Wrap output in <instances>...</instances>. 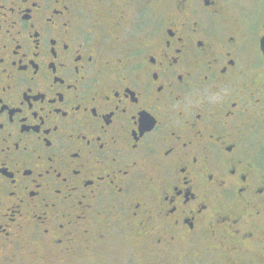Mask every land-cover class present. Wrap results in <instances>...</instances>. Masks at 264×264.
Listing matches in <instances>:
<instances>
[{"label":"flooded vegetation","instance_id":"1","mask_svg":"<svg viewBox=\"0 0 264 264\" xmlns=\"http://www.w3.org/2000/svg\"><path fill=\"white\" fill-rule=\"evenodd\" d=\"M263 36L264 0H0V258L264 257Z\"/></svg>","mask_w":264,"mask_h":264},{"label":"rangeland","instance_id":"2","mask_svg":"<svg viewBox=\"0 0 264 264\" xmlns=\"http://www.w3.org/2000/svg\"><path fill=\"white\" fill-rule=\"evenodd\" d=\"M150 253V252H149ZM147 252H123L121 244L116 247L114 252H97L96 256L89 257L84 264H187L179 260L176 256L180 252H172V254L163 260H156L154 255H149ZM194 253V252H193ZM257 254L262 255L261 252H249L248 256L252 259L253 264H264V257L257 258ZM204 258L198 264H223L221 262H214L212 255L203 254ZM264 256V255H263ZM177 258V259H176ZM131 259V262H128ZM155 259V260H154ZM85 261V260H84ZM240 260L237 261V263ZM0 264H40L37 260H33L30 255H18L14 262L0 258ZM60 264H63L60 262ZM81 264V263H80Z\"/></svg>","mask_w":264,"mask_h":264},{"label":"water","instance_id":"3","mask_svg":"<svg viewBox=\"0 0 264 264\" xmlns=\"http://www.w3.org/2000/svg\"><path fill=\"white\" fill-rule=\"evenodd\" d=\"M261 51H262L263 56H264V36H263V38L261 40Z\"/></svg>","mask_w":264,"mask_h":264}]
</instances>
